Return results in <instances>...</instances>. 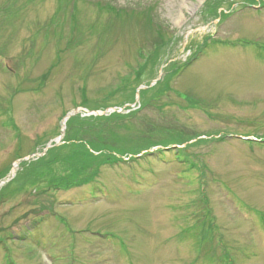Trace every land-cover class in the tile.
Here are the masks:
<instances>
[{
    "label": "rangeland",
    "instance_id": "374dc122",
    "mask_svg": "<svg viewBox=\"0 0 264 264\" xmlns=\"http://www.w3.org/2000/svg\"><path fill=\"white\" fill-rule=\"evenodd\" d=\"M263 5L0 0V264H264ZM77 130L95 180L45 192Z\"/></svg>",
    "mask_w": 264,
    "mask_h": 264
},
{
    "label": "trees",
    "instance_id": "16d2710c",
    "mask_svg": "<svg viewBox=\"0 0 264 264\" xmlns=\"http://www.w3.org/2000/svg\"><path fill=\"white\" fill-rule=\"evenodd\" d=\"M111 118H121V116L112 115ZM101 118V117H100ZM99 117L91 120H100L104 121L107 120V118H104V120H101ZM72 122V121H71ZM73 132V131H72ZM71 132V133H72ZM70 134V133H69ZM92 134L83 133L80 130L74 131V134L70 136V138H67L66 142L68 145H66V148L62 149V154L58 155L53 152L52 154L47 151L45 155H47V158L41 157L37 159L33 168H40L42 172L37 174L40 176L46 177V183L48 182V187H46V191H49L50 189L55 187V184L57 183H63V187H78L85 184H89L93 180H95L97 174L96 172H92L89 174V166H93L96 162V157L89 152V150H99L98 146L94 145L98 143L96 141L97 139L94 138L93 141L90 140ZM99 138V136L97 137ZM67 144V143H66ZM56 147H53L51 149H55ZM44 158V160H43ZM120 158L116 156H107L103 157V164L104 165H113L120 162ZM59 165V170L68 173H65L63 175L58 174V172L54 171V168L57 170V166ZM87 164V166H86ZM100 165L99 163H97ZM51 167V168H49ZM45 168V170H42ZM35 181H33L34 183ZM38 188V187H37ZM37 188H33L34 190ZM48 188V189H47ZM19 188H15L14 192H16ZM8 195L5 193V191L0 194V203L2 200L6 199Z\"/></svg>",
    "mask_w": 264,
    "mask_h": 264
},
{
    "label": "bare ground",
    "instance_id": "6f19581e",
    "mask_svg": "<svg viewBox=\"0 0 264 264\" xmlns=\"http://www.w3.org/2000/svg\"><path fill=\"white\" fill-rule=\"evenodd\" d=\"M201 1V0H200ZM13 169H15V168H13ZM1 184V183H0Z\"/></svg>",
    "mask_w": 264,
    "mask_h": 264
},
{
    "label": "water",
    "instance_id": "95a60500",
    "mask_svg": "<svg viewBox=\"0 0 264 264\" xmlns=\"http://www.w3.org/2000/svg\"><path fill=\"white\" fill-rule=\"evenodd\" d=\"M38 156H40V155H38Z\"/></svg>",
    "mask_w": 264,
    "mask_h": 264
}]
</instances>
